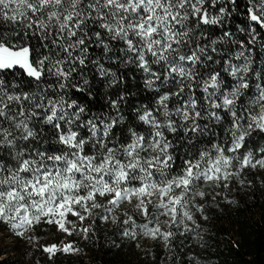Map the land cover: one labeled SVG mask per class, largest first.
I'll list each match as a JSON object with an SVG mask.
<instances>
[{
	"label": "snow or ice",
	"instance_id": "1",
	"mask_svg": "<svg viewBox=\"0 0 264 264\" xmlns=\"http://www.w3.org/2000/svg\"><path fill=\"white\" fill-rule=\"evenodd\" d=\"M262 57L264 0H0V224L35 242L111 222L168 253L198 238L208 201L264 170ZM129 71L154 101L134 115L127 87L103 116L71 98Z\"/></svg>",
	"mask_w": 264,
	"mask_h": 264
},
{
	"label": "trees",
	"instance_id": "2",
	"mask_svg": "<svg viewBox=\"0 0 264 264\" xmlns=\"http://www.w3.org/2000/svg\"><path fill=\"white\" fill-rule=\"evenodd\" d=\"M141 75L137 72L133 78L129 71L126 84L110 88L97 74L95 78L89 77L91 82L87 88L91 89L90 94L87 90L84 93L72 90L71 98L90 109V114L103 116L112 112L109 100L116 98L113 93L127 87L132 91L126 94L129 103L122 106V111L131 116L134 114L129 108L133 105L141 107L154 103L152 94L142 88ZM260 139L258 136L257 140ZM245 179L251 181L250 187L247 183L241 187L233 181L215 203L208 201L205 212L208 219L204 220L197 213V223L201 225L199 237L189 234L188 238L175 239L173 253L166 252L162 242L142 235L136 239L124 237L120 234L119 224L111 222L97 220L87 239L82 235L59 232L56 225L41 223L25 233V236L36 237L35 242L16 238L0 224V232L12 236L9 244L0 238V264H158V260L177 253V264H196V261L199 264H264V170H246ZM227 200L236 203L229 204ZM68 243L79 251L57 252L52 259L42 251L44 246L55 244L63 248ZM6 254L10 256L2 258Z\"/></svg>",
	"mask_w": 264,
	"mask_h": 264
},
{
	"label": "rangeland",
	"instance_id": "3",
	"mask_svg": "<svg viewBox=\"0 0 264 264\" xmlns=\"http://www.w3.org/2000/svg\"><path fill=\"white\" fill-rule=\"evenodd\" d=\"M2 237H3L4 241H6L8 244L12 242V236H10L9 234L3 235V234L0 232V238H2ZM3 246H4V249H6L7 252H8L9 249H7V247L5 246V244H4ZM5 247H6V248H5ZM8 256H10V255H7V254H6V255H5L4 257H2V258H7Z\"/></svg>",
	"mask_w": 264,
	"mask_h": 264
}]
</instances>
